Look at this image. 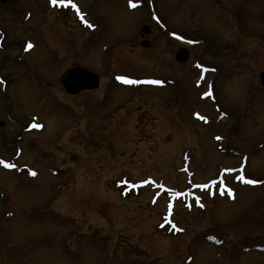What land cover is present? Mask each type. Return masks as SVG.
Masks as SVG:
<instances>
[{"label":"rangeland","instance_id":"1","mask_svg":"<svg viewBox=\"0 0 264 264\" xmlns=\"http://www.w3.org/2000/svg\"><path fill=\"white\" fill-rule=\"evenodd\" d=\"M55 1L0 0V156L12 155L19 122L43 128L28 137L31 149L15 140L35 178L0 170V264H264L256 247L264 245V30L255 35L254 19L262 0ZM73 3L93 30L63 7ZM232 8L247 14L245 28L236 31ZM143 25L148 47L140 45ZM238 32L251 43L241 63L223 48L239 42ZM179 47L188 49L184 63L174 58ZM198 61L220 69L195 87ZM74 64L96 72L98 88L68 95L60 75ZM114 72L169 84L121 87ZM211 79L226 115L199 95ZM200 113L210 120H197ZM222 168L235 200L218 196L215 183L218 192L195 187L189 202L172 200ZM238 175L261 184L239 186ZM140 180L146 185L133 187ZM171 202L166 216L177 234L160 227ZM213 237L218 245L206 240Z\"/></svg>","mask_w":264,"mask_h":264},{"label":"flooded vegetation","instance_id":"2","mask_svg":"<svg viewBox=\"0 0 264 264\" xmlns=\"http://www.w3.org/2000/svg\"><path fill=\"white\" fill-rule=\"evenodd\" d=\"M219 2L221 3L220 0H219ZM211 4H212V6L214 5L213 4V1L211 2ZM222 4H224V3L222 2ZM263 6H264V0L258 1V7L255 9V10H258V11H256L257 13H255L256 14V17L254 18V19H257L259 21L258 25L255 24L256 27H259L257 29V31H256L257 33L255 34L256 36H259L258 38H260L262 29L264 30V7ZM231 10H234V12L231 13V18L233 20L232 24L235 26L236 31L239 30L238 29L239 27L245 28L246 27L245 24H247L246 21H245L247 14L246 13H243L240 10L235 9V8L234 9L232 8ZM235 11H237V13H235ZM248 31L251 32L250 30H248ZM238 34H239V32L238 33H234V36L239 40V42L231 43L230 46H229V42H227L225 45H223V48L226 49V51H225L226 54L227 53L228 54L235 53V55H232V56L228 55L229 57H232L233 58V60H234L235 63H238V62L241 63L243 61H247V59L249 57L245 56V54L248 53L246 51L245 44H248V45L251 44L249 41L246 43L244 41L245 39L243 40V38H240V36ZM11 59H12V57H11ZM11 59H9V60H11ZM14 59L17 60V57L14 58ZM215 65L218 66V68H220V65L219 64H215ZM263 69H264V67H263ZM9 116L11 117V115H9ZM9 120L16 122V119H14V118L13 119H9ZM19 123H20V128H19V131L15 135V138H14L13 143L14 142L16 143V141H19V143L23 142L22 144H26L31 149V147H33V139H30L28 137H33V122L27 123V122H25V119H24L22 122H19ZM2 125H4L3 122L0 124V126H2ZM28 135H31V136H28ZM15 143L12 145V146H14L13 147L14 150H13L12 155L18 154V152L20 151V153L18 154V159H19L20 156L23 153V150H24L25 146L23 145L21 147L20 145H15ZM11 147H9V148H11ZM18 163L20 164V162H18ZM22 164H27L30 167L29 169H26V171L30 170V171L33 172V167H31L28 162H22ZM10 175H11V177H15V179H19V180H21L22 178L24 180H27L28 179L26 177L25 173L24 174H21V175H17L15 173L14 174H11V172H10ZM24 180H21V181H24Z\"/></svg>","mask_w":264,"mask_h":264},{"label":"water","instance_id":"3","mask_svg":"<svg viewBox=\"0 0 264 264\" xmlns=\"http://www.w3.org/2000/svg\"><path fill=\"white\" fill-rule=\"evenodd\" d=\"M142 31L147 33L149 30L144 26ZM148 41L144 40L141 45L147 46ZM188 57L187 50L185 48H179L175 54L177 61L184 62ZM261 80L264 83V71L260 75ZM62 84L65 90L70 94H75L81 89H94L98 86V76L90 71L81 68H71L65 74L62 79Z\"/></svg>","mask_w":264,"mask_h":264},{"label":"snow or ice","instance_id":"4","mask_svg":"<svg viewBox=\"0 0 264 264\" xmlns=\"http://www.w3.org/2000/svg\"><path fill=\"white\" fill-rule=\"evenodd\" d=\"M53 3H55V0H53ZM73 7H75V5H73ZM79 11V10H78ZM86 23H87V21H85ZM91 26V25H90ZM28 47L29 48H31L32 47V45L29 43L28 44ZM118 79H124V77H119ZM130 82V81H129ZM156 83H159V81H156ZM36 127H41V125H35ZM9 167H12V165H8ZM32 175H36V173L35 172H32L31 173ZM248 183H251V184H255V183H257V181H255V180H249V181H247ZM213 239H215L214 237H213Z\"/></svg>","mask_w":264,"mask_h":264},{"label":"bare ground","instance_id":"5","mask_svg":"<svg viewBox=\"0 0 264 264\" xmlns=\"http://www.w3.org/2000/svg\"><path fill=\"white\" fill-rule=\"evenodd\" d=\"M42 130H43V128H42ZM236 198H234V200H235ZM204 209H206V207H204Z\"/></svg>","mask_w":264,"mask_h":264}]
</instances>
